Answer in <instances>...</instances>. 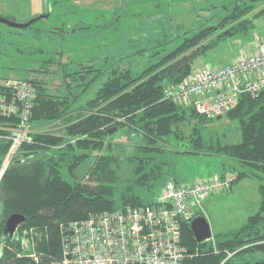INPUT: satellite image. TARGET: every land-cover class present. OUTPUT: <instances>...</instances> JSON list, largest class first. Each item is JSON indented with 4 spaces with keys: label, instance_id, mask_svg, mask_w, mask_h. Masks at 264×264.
<instances>
[{
    "label": "trees",
    "instance_id": "16d2710c",
    "mask_svg": "<svg viewBox=\"0 0 264 264\" xmlns=\"http://www.w3.org/2000/svg\"><path fill=\"white\" fill-rule=\"evenodd\" d=\"M48 1L50 12L46 18L54 21L48 27L49 31L59 35L93 26L68 21L76 10L82 9L73 0ZM203 1L157 0L154 7L158 11L153 14L166 19L160 30L164 31V24L171 27L181 3L202 4ZM263 2L222 0L220 8L225 6L228 11L223 10V15L217 11L216 21L209 19L191 33L185 30L175 48L137 74L129 67L113 68L95 96L74 110L70 95L52 93L43 78L22 76L33 81L37 89L30 123L40 127L63 120L65 125L61 134L51 130L34 132L32 141L18 148L2 175L0 264H35L30 256L32 247L24 248L25 239L30 242L31 229L37 233L34 236L36 251L55 255L60 250V224L83 219L90 213L150 202L166 163L159 160L160 152L164 150L161 145L169 143L171 137L188 140L189 148L179 147L178 151L212 153L231 160L228 165L236 173L231 188L250 176L259 179L258 209L240 226L215 234L214 241H197L190 222H184L182 243L190 255L183 264H264V90L255 96L241 94L232 109L214 119L200 115L193 106L165 98L166 87L181 82L193 69L197 56L219 41L253 27L254 19L264 14V7L256 11L257 5ZM212 4H206L202 9L208 10ZM119 16H114V20H120ZM55 22H59V26H53ZM42 29L37 28L38 33H44ZM89 82L84 85L88 86ZM222 116L239 123L241 141L232 143L219 136H205L206 125ZM185 122L192 124L186 136L180 129ZM17 123L16 116L0 114V127ZM121 130L135 134L137 140L132 149L127 150L123 143L108 140ZM0 133L7 134L8 131L0 128ZM10 145L9 139L0 137V167ZM90 157H95L96 161L87 181H80L75 170ZM12 214L24 215L25 220L13 235L3 237L6 221ZM197 215L204 214L197 210ZM227 251L235 252L227 258Z\"/></svg>",
    "mask_w": 264,
    "mask_h": 264
},
{
    "label": "rangeland",
    "instance_id": "374dc122",
    "mask_svg": "<svg viewBox=\"0 0 264 264\" xmlns=\"http://www.w3.org/2000/svg\"><path fill=\"white\" fill-rule=\"evenodd\" d=\"M73 1L82 9L76 10L73 16H69L68 21L89 23L93 25L91 28L58 35L48 30L54 21L47 20L46 17L38 19L25 28H16L0 22V79L4 76L19 77V75L43 78L52 93L70 95L72 110L78 105H85L84 101L95 96L96 90L109 77L113 68L129 67L132 73L137 74L175 48L180 43L185 30L191 33L192 29L203 25L209 19L210 22L216 21L217 11L220 10L222 15L223 10L225 13L228 11L225 6L220 8L223 5L222 0H204L202 4L181 3L178 6L180 9L175 13L177 15L173 18V26L164 24V31H161V23L166 19L159 14L150 16L151 12L148 10L156 2L133 1L124 7L122 1ZM36 2L37 0H0V15L20 23L30 21L35 17L30 16V13ZM210 3H213V7L210 5L208 10L202 9ZM160 4H163V1ZM263 7L264 2L259 3L256 11ZM44 10L48 11L47 4ZM170 10L175 11L173 8ZM49 12L50 10L47 13ZM117 15H120L118 21L114 20V16ZM59 24L55 22L53 26ZM39 27L43 28L44 33H38ZM63 34L65 37L62 38ZM263 35L264 14L254 19V25L248 31L238 32L219 41L205 53L197 56L193 68L217 67L228 63L241 52L255 50L256 38ZM169 39L171 41L166 42ZM20 42L25 44L21 45ZM77 70L78 73L75 72ZM73 72L76 74L72 76ZM79 74L83 76H78ZM87 82L89 85H84ZM64 125L63 120H59L47 128L53 133L61 134ZM191 128L192 124L188 122L180 126L185 136L190 133ZM203 132L207 138L219 136L232 143L241 141L239 123L227 119L226 116L208 123ZM108 140L121 142L128 150L133 148L137 138L135 134L121 130ZM169 141L161 145L164 150L160 152L159 160L166 163L162 177L155 183L156 191L170 178H176L179 182H192L196 178H210L220 175L221 172L227 171L226 174L232 172L228 159L224 156L187 150L178 151L179 147L189 148L186 145L188 140L171 137ZM83 181H87V177ZM258 184L259 179L250 176L235 183L227 191H218L208 200L202 199V213L210 223L213 236L218 232L240 226L258 209L260 200H256V197L259 198ZM152 193L147 194L148 198Z\"/></svg>",
    "mask_w": 264,
    "mask_h": 264
},
{
    "label": "built area",
    "instance_id": "2783aa9c",
    "mask_svg": "<svg viewBox=\"0 0 264 264\" xmlns=\"http://www.w3.org/2000/svg\"><path fill=\"white\" fill-rule=\"evenodd\" d=\"M256 41L255 50L241 52L228 63L193 68L181 82L166 87L165 98L193 106L200 115L214 119L232 109L241 94L257 95L264 90V35ZM36 97L30 79L0 80V114L18 118L17 124L0 127L8 131L0 137L11 141L0 167V181L18 148L31 142L34 132L49 130L29 121ZM235 178V172L192 182L170 178L148 203L90 213L60 224L58 254L36 251L33 229L24 246L32 247L35 264H183L190 255L182 243L184 222L191 223L196 211L203 210L202 199L229 190ZM208 240L214 241V236ZM234 252L227 251V258Z\"/></svg>",
    "mask_w": 264,
    "mask_h": 264
},
{
    "label": "water",
    "instance_id": "95a60500",
    "mask_svg": "<svg viewBox=\"0 0 264 264\" xmlns=\"http://www.w3.org/2000/svg\"><path fill=\"white\" fill-rule=\"evenodd\" d=\"M48 15L49 13L38 14L30 21L24 23H20L0 15V22L16 28H25L30 26L34 21L40 18L48 17ZM95 161H96L95 157H90L84 162H82L76 168L75 176L77 177L78 180L83 181L84 178L87 177ZM24 220H25L24 215L12 214L6 221L3 237H6L7 235L11 236L15 232L17 226L21 224ZM190 226L193 231L194 237L197 241L201 242L211 238L212 236L211 226L204 215L195 216L191 221Z\"/></svg>",
    "mask_w": 264,
    "mask_h": 264
},
{
    "label": "crops",
    "instance_id": "0c3cea01",
    "mask_svg": "<svg viewBox=\"0 0 264 264\" xmlns=\"http://www.w3.org/2000/svg\"><path fill=\"white\" fill-rule=\"evenodd\" d=\"M114 2H119V1H122V2H124L123 4H122V6H124V7H127L131 2H133V1H135V2H144V1H146V2H151V3H157V0H113ZM48 0H37V2H36V4H35V6L33 7V9H32V12L30 13V16H32V15H34V16H36V15H38V14H42V13H44V9H45V6H46V4H47V7H48ZM155 5V4H154ZM154 5H152L148 10L151 12L150 13V16H154L155 14H153L154 12H156V11H158V9H155V7H154ZM120 11H121V9H120ZM46 12V11H45ZM232 161L231 160H229L228 159V163H231ZM229 169V168H228ZM225 171V170H224ZM227 172V171H226ZM222 173V172H221ZM176 179V178H175ZM231 189V188H230ZM211 195H209V196H207L206 198H205V200H208L209 198H211L210 197ZM213 196V195H212ZM256 200H259V198H257L256 197Z\"/></svg>",
    "mask_w": 264,
    "mask_h": 264
},
{
    "label": "bare ground",
    "instance_id": "6f19581e",
    "mask_svg": "<svg viewBox=\"0 0 264 264\" xmlns=\"http://www.w3.org/2000/svg\"><path fill=\"white\" fill-rule=\"evenodd\" d=\"M8 236V235H7ZM28 247V245H26V247H24L25 249Z\"/></svg>",
    "mask_w": 264,
    "mask_h": 264
}]
</instances>
